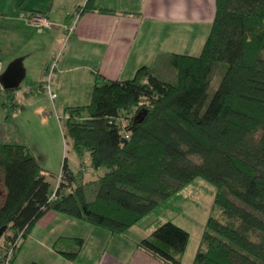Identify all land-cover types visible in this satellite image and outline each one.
Returning a JSON list of instances; mask_svg holds the SVG:
<instances>
[{"label": "trees", "instance_id": "obj_1", "mask_svg": "<svg viewBox=\"0 0 264 264\" xmlns=\"http://www.w3.org/2000/svg\"><path fill=\"white\" fill-rule=\"evenodd\" d=\"M215 7L201 55L168 57L174 81L144 66L130 80L97 81L89 105L66 109L65 138L80 159L90 155L94 172L104 170L97 178L85 182L86 169L76 174L66 159L52 203L48 172L33 152L0 145V241L24 242L50 211L123 235L204 179L217 192L193 264H264V0ZM96 10L89 0L82 13ZM217 64L228 68L210 98ZM190 241L168 222L139 247L162 264H183ZM83 242L62 254L75 261Z\"/></svg>", "mask_w": 264, "mask_h": 264}, {"label": "crops", "instance_id": "obj_2", "mask_svg": "<svg viewBox=\"0 0 264 264\" xmlns=\"http://www.w3.org/2000/svg\"><path fill=\"white\" fill-rule=\"evenodd\" d=\"M88 1H6L10 2L7 4L10 8H5V20L14 27L19 24L31 29L35 35L20 43L19 34L12 30L7 32V29L0 31V83L9 66L20 61L24 78L19 88L12 91L16 98L19 96L28 105L26 108L13 104V110L18 113L11 119L6 117L4 124L7 130L17 128L18 134L22 135L21 145L31 151L29 141L22 134L25 130L22 116L26 112L37 107L35 113L42 114L44 108L38 104H46L48 100L54 110L84 106L79 105L80 98H90L97 81L130 80L140 68L155 67L160 57L168 59L177 53L178 47L181 48L179 33L183 27H199L204 23L212 26L216 14L215 0H95L98 10L82 13ZM32 16L46 18L51 27L32 25ZM71 26L72 31L69 30ZM48 34L53 36V40L48 41L47 37V45L45 35ZM7 48L9 53L5 52ZM26 57L30 65L27 62L25 65ZM53 65L56 67L50 80L48 71ZM25 79L28 83L23 86ZM49 82L57 95L55 99L47 90L32 93V89L43 88ZM23 95L31 99H24ZM33 154L39 160L38 155ZM98 175L95 172L86 181ZM65 191L66 194L70 192ZM143 222L123 235H113L50 211L21 243L17 259L24 252H29L32 256L27 264H162L139 247L153 233L152 226L145 227ZM77 240L84 241L83 248L78 258L71 261L62 253L76 251ZM17 259L14 264H17Z\"/></svg>", "mask_w": 264, "mask_h": 264}, {"label": "rangeland", "instance_id": "obj_3", "mask_svg": "<svg viewBox=\"0 0 264 264\" xmlns=\"http://www.w3.org/2000/svg\"><path fill=\"white\" fill-rule=\"evenodd\" d=\"M6 1L7 0H0V31L3 32L4 29H7V32L11 30L14 31L20 35V43L35 37L31 29L25 28L19 24H16L14 27V24L12 25L8 20H5V8H10L7 7V4H10V2L7 3ZM211 28V25H205V23L203 25H199V27H183L180 30L182 34L181 32L179 33V38H182V41L180 40L181 48L178 47L176 54L192 57L200 56L205 42L210 34ZM3 34L2 37H4ZM8 35L9 34H7V36ZM47 37L48 41H52L53 36L50 34L45 35V42L48 45L49 42L46 40ZM5 52L9 53L10 49L7 48ZM27 58L28 57L25 59V65L26 62L30 65V61H27ZM28 68H30V66H28ZM155 68H157L158 73L165 80L174 81L176 79L174 70L171 67L170 59L160 57L157 60V65ZM227 68L228 66L226 64H217L214 67L211 76L212 88L210 91V98H212L217 91ZM27 83L28 79H25L22 85L24 86ZM18 91H21V89L17 90V92ZM36 95L40 97L39 94ZM23 97L24 99H31L29 96L23 95ZM15 98L16 96H14V92L5 90L0 83V145L23 144V141H21L22 139L20 138L22 135L18 134V129L15 128L12 130L10 128L7 130L4 124L6 117L9 116L11 119L13 116H15V113H18L13 110V104H18L20 107L23 105L26 108L28 106L27 104L25 105V102L23 103L19 96H17L16 100ZM91 99L92 93L90 98H80L81 104L79 105H87L91 102ZM55 102H57V100ZM43 104L44 103L38 104V107L44 108L42 114L35 113L34 110L37 108L35 107L30 111L27 109L28 112L22 116V122L25 126V130L22 131V134L23 136H26L25 138L27 141H29L32 151L38 155L39 162L48 172V178L52 183L51 192L54 194V191H56V189L58 191V187L60 186V176L66 159L68 161L69 167L76 174L83 170V168L86 169L85 180H89V178H91L89 175L94 174L95 172L91 167L90 155L87 154L83 159H80L74 152L72 141L65 138L64 121L66 120V109H52L50 100H48L46 104ZM19 110L21 111L22 108ZM132 115L133 114H128L123 117V124L125 126L128 125L129 118ZM98 173L102 174L104 173V170H101ZM79 184H81V181L78 179L77 185ZM216 192L217 189L211 183L204 179H198L181 190V192L159 205L151 214L143 219V225H145V227L151 225V232H154L162 225L171 222L189 232L191 234V241L188 247V252L184 257L183 264H193L194 254H196L197 249L200 247L203 232L212 213ZM1 196L2 194L0 191V198ZM89 226L102 229L92 225ZM102 230L108 234L110 233L107 230ZM8 234L14 233L8 232ZM6 238L7 237L0 241V253H2L0 261L2 263L6 261L8 253L12 249ZM59 247L62 249V245ZM14 253L15 251L12 252L11 258H13ZM31 256L32 255L29 252H24L22 255H19L20 258L18 257L17 264H27Z\"/></svg>", "mask_w": 264, "mask_h": 264}, {"label": "built area", "instance_id": "obj_4", "mask_svg": "<svg viewBox=\"0 0 264 264\" xmlns=\"http://www.w3.org/2000/svg\"><path fill=\"white\" fill-rule=\"evenodd\" d=\"M78 15L75 16V18L77 19ZM30 22L32 25L39 27V28H44V27H51V24L47 21L46 18L41 17V16H32L30 19ZM75 24V22H73ZM72 23V24H73ZM69 30L72 31L73 30V26L69 27ZM55 65L51 66L49 71H48V78L51 80L54 70H55ZM42 90H47V92L49 93V95L51 96L52 99H55L57 97L56 94L53 93L50 82L45 85L43 88H37V89H32V92H36V93H41ZM59 190V187H58ZM58 191L56 189V191H54V194L51 196L50 201L52 203H54V201H56L58 199ZM22 241V235H20L19 239L17 240L16 244L14 247H16L17 245H19ZM13 247V248H14ZM13 248L11 249V251L8 253L7 259L3 264H10V260H11V256H12V252H13Z\"/></svg>", "mask_w": 264, "mask_h": 264}, {"label": "water", "instance_id": "obj_5", "mask_svg": "<svg viewBox=\"0 0 264 264\" xmlns=\"http://www.w3.org/2000/svg\"><path fill=\"white\" fill-rule=\"evenodd\" d=\"M24 78V70L21 66L20 61H16L9 66L7 71L1 78V83L5 90H16L19 88L20 82ZM3 233H0V236Z\"/></svg>", "mask_w": 264, "mask_h": 264}]
</instances>
